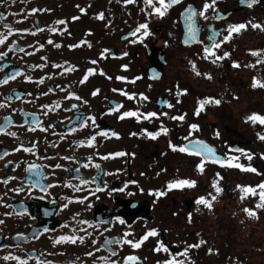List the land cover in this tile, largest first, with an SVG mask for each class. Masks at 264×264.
<instances>
[{
  "label": "flooded vegetation",
  "instance_id": "af4514ba",
  "mask_svg": "<svg viewBox=\"0 0 264 264\" xmlns=\"http://www.w3.org/2000/svg\"><path fill=\"white\" fill-rule=\"evenodd\" d=\"M49 1L0 0V36H7L10 30L13 32L5 44L0 45V51L7 53L5 57H0V66H3L0 67V79L15 70L32 77L31 82L25 81L21 76L7 85H0V101L12 96L11 101H7L9 107L0 108V123L4 122L5 117H11L13 123L6 131L17 133L16 137L0 133V220L4 221L0 224V264H108L113 258L111 249L117 251L116 259L134 254L139 258L134 264H157L158 260L168 256L164 252L152 250L157 239L172 253L182 252L187 244L205 240L206 243L200 248L189 250L186 264H252L253 255L263 258L264 261V209L255 208L259 200L258 194H249L241 199L242 193L236 187L255 186L264 181V159L260 158V152L255 153L249 149H254V126H264L245 121L247 115L255 113V91L253 95L251 83L257 65L255 59H259L260 55L251 54L250 50H255L254 42L240 41L239 35L234 33L232 39L222 44V51H228L229 58L215 64L202 59L201 44L194 42L186 46L182 41L179 10L186 2H193L199 10L203 0H186L185 3L169 9L162 18L147 15L131 17L125 10H120L113 24L104 23L96 38L84 44L81 50H76L77 48L68 47L71 45L70 38L78 34L83 25L72 26L70 11L51 6L55 3ZM224 1L227 0H217L216 8L221 11L213 13L210 10L207 21L199 16L195 17L199 30L198 40L210 44L212 41L208 38L215 31L220 33L215 40L220 41L226 34L229 23H244L250 18L252 9L246 8L222 18L226 9L237 5V0L231 4ZM260 7L264 10V2ZM33 8L45 11L31 13ZM72 13L78 14L79 10H72ZM217 15L221 18L215 19L214 16ZM57 20H65L66 25L57 24ZM90 20L93 21L94 18ZM145 21L148 22L152 34L144 38L143 43H130L135 38L128 36V33L137 24ZM87 26L93 28V25ZM51 27L58 31L49 32ZM25 28L29 31H18ZM37 28L43 31L36 32ZM61 29L66 30L62 32ZM33 32L36 33L35 36L31 34ZM80 37L83 38L84 35ZM48 39L59 43L61 47L48 45ZM41 43L45 45L42 49L39 48ZM20 48L24 52H20ZM104 49H109L111 55L105 53V57L101 58L99 54ZM222 51L218 54H222ZM258 51L261 52L260 49ZM28 52L33 54L26 55ZM124 52H127V56L122 55ZM41 57L46 59L41 60ZM93 59L98 61L96 65L90 63ZM233 60L240 63L241 67L233 68ZM189 61H193L196 71L208 73L212 79L196 75ZM40 63L45 67H31ZM52 64L61 67L57 69ZM122 65H127V69L122 68ZM244 65L249 66L243 70ZM70 66H75L76 70L65 73L64 68ZM88 67L94 68L95 73L81 85L78 81ZM149 68H152L151 72ZM101 70L106 75H100ZM244 72L247 77L245 83ZM41 76L45 78L43 84L39 83ZM48 76L52 79H48ZM116 76L127 79L119 81L115 79ZM136 77L140 78L135 79ZM57 84L65 92L72 90L89 103L85 105L74 99L64 100L65 92H61L56 87ZM175 85L187 89L186 94L177 97ZM49 87L55 90L47 97L41 96L36 102H28L32 98L26 93L39 96L41 91L46 92ZM113 88L136 93L137 97L128 100L120 92H113ZM95 89L100 92L93 97L91 92ZM169 89L173 91L170 93ZM259 92L264 93V90ZM16 93L21 95L20 100L15 99ZM139 93H144L149 99L141 101ZM209 97L221 99L222 102L219 105L205 104L200 114L195 115L199 101ZM177 100L180 102L177 103ZM57 101L61 108L49 111L44 116L43 113L48 109L41 108L40 105L50 104L54 107ZM163 101L171 103L173 107L168 108ZM260 102L263 103L261 100ZM72 103H76L77 107L72 108ZM116 104L123 105L121 111L137 108L141 113L155 111L158 118L141 119L139 122L135 117L118 119L117 113L107 114L109 107ZM229 105L240 109L232 111L227 108ZM261 107L264 108L262 104ZM13 108L16 111L13 112ZM32 112L36 113L45 127L52 124L54 128L48 132H41L39 129L36 132L30 131V127H35L31 123L32 116L28 115ZM160 113L168 115H159ZM172 115H185V121L169 119ZM87 116L95 117L97 126L79 128L82 118ZM208 117L214 121H208ZM161 122L169 129L167 135L161 134L152 139L142 132L143 129L158 131ZM191 123L198 124L200 130L194 132L193 137H189L190 140L194 137L207 140L223 157L231 149V155L240 157L239 163L251 164L261 174L235 167H221L214 163H206L204 171H198L195 166L200 157L172 151L168 147L170 140L176 145H187V141L181 138L187 135L188 125ZM21 124L24 126L19 127ZM73 127L78 130L70 132ZM100 130L107 131L108 136H97L95 144L88 147L87 138ZM53 131L64 135L65 139L60 140L59 135H52ZM216 131L220 133L219 138L214 135ZM112 132L118 135L112 136ZM21 143L26 147H30L32 143L38 146L32 153L12 151ZM53 144L55 147H52ZM238 148L255 154L253 159L249 161L236 152L235 149ZM5 152L9 154L4 156ZM113 153L124 155H109ZM64 156L71 159L60 158ZM44 157L56 159L49 160ZM8 161L12 163L9 164ZM33 163L38 167L31 172L26 171ZM55 163H61L63 167H51ZM37 172L40 173L39 176L36 175ZM216 173L220 175L217 176ZM10 176L15 179L9 180L5 185L3 180ZM183 178L196 181L195 186L172 189L166 191L162 197L149 194L150 190H165L170 180ZM37 180L39 185L53 186L47 192L41 191L40 186H37L32 189L31 194L27 191L17 194L11 190L17 186L27 189ZM81 180L87 183L82 184ZM130 180L137 181V184H128L123 192L119 191ZM213 180L222 189L219 194L211 187ZM69 183L83 191H73L66 186ZM97 188L101 191H97ZM112 189L116 191L109 195ZM90 192L94 195H89ZM128 192L133 195L129 196ZM209 192L217 196L216 200L211 201V209L195 203V199L201 195L210 199L207 195ZM84 196H88V199L80 203ZM65 204L67 207H64ZM244 207L255 209L257 216H247L242 211ZM6 212L11 215H4ZM189 213L192 214L190 223ZM117 216L125 219L127 223L119 224L115 220ZM100 221L105 223L97 228L96 224ZM129 224L136 238L148 228H156L158 236L150 237L139 249L119 244L101 247L105 239H121L123 233L129 230ZM45 228L49 231L45 232ZM62 235H83L85 242L53 244ZM92 240L96 241L95 245H92ZM254 240L263 243L255 244ZM209 248L213 249L211 253ZM89 251L93 253L91 257L85 255ZM5 256L19 257V260H5Z\"/></svg>",
  "mask_w": 264,
  "mask_h": 264
},
{
  "label": "snow or ice",
  "instance_id": "6c2138e0",
  "mask_svg": "<svg viewBox=\"0 0 264 264\" xmlns=\"http://www.w3.org/2000/svg\"><path fill=\"white\" fill-rule=\"evenodd\" d=\"M117 2H122L125 5L128 4H135L137 2V0H117ZM240 2L243 3H247L248 7H252V5L256 2H258V0H240ZM181 0H143V4L145 6H147L150 11L145 12L144 8H141V12H144L145 15L152 17V16H156V17H164L169 8H171L173 5H177L180 4ZM216 7H217V0H203V4L202 7L197 10L195 9L193 6L189 5L187 8L184 9V13H182V15H185V20L187 23V33H186V38L184 40L185 44H188L192 41H195L196 43H199L202 45V59L204 60H210L213 64L219 62V61H223L226 58L230 57V53L228 51H222V44L228 42L230 39H232L233 34H239L241 32V30H245L246 28H248L249 26L252 29H260V30H264V25L260 24L259 22H253V21H248L246 23H236V24H232L229 23L226 27V34H224L222 36V40L220 41H216L215 37L217 35H220V33L213 31L212 35L208 38L209 40H211L212 42L210 44L205 43L204 41H200V40H196V33L198 31V28L196 27V21L194 19V17L199 16L200 18H202L203 20L207 21L209 19V16L207 15V13L211 10L213 13L216 12ZM77 8L79 10L80 13H85L86 12V8L84 7H80L79 5H77ZM38 11H45L44 9H37V8H33L31 9V13H36ZM97 19L103 21L105 20V14L103 12H100L97 14L96 16ZM215 19H220V16H214ZM79 17L78 16H73L71 17L72 21H76L78 20ZM57 24L60 25H66V21L65 20H57L56 21ZM110 23V22H109ZM5 27H8L7 25H5ZM105 27H107V25H105ZM66 29H61L60 31L64 32ZM18 31H24V32H28L29 30L27 28L23 29V30H18ZM43 29L41 28H37L36 32H42ZM49 32H57L58 29L51 27L48 29ZM33 36H35V32L31 33ZM70 35V33H67ZM152 33L150 32L149 29V24L147 21L145 22H141L139 24H137V26L135 27L134 30L130 31L128 33V36L130 37H134L135 39L130 41V43H136V42H140L143 43L144 38L150 36ZM13 35V32L10 30L7 36H0V45L5 44V42L8 40V37ZM128 37H123V39H127ZM87 41H80L77 44H71L68 47L69 48H77L79 47L81 44H86ZM47 44L48 45H53L56 48H60L61 45L59 43H54V41L52 39H48L47 40ZM89 47H91V45H88ZM8 47H11V45H8ZM45 45L43 43L39 44V48H44ZM20 52H24L23 48L19 49ZM222 51V54H218L219 52ZM251 54L253 56H259L262 53L259 51H255V50H250ZM105 53H108L109 55H111V51L109 49H104L102 52H100V57L104 58L105 57ZM26 55H32L33 53L28 52L25 53ZM7 55L6 52L4 51H0V57H5ZM123 56H127V52L122 53ZM41 60H45V57H41ZM67 63V62H65ZM90 63L92 65H96L98 63V61L96 59H93L90 61ZM257 64L262 63L261 60H257L256 61ZM189 64L192 65L193 67V71H196V66L193 63V61H189ZM54 68L59 69L61 67V65L58 64H52L51 65ZM245 67H248L249 65H244ZM254 66V65H253ZM3 67V66H0ZM31 67L33 68H44L45 65L43 63L40 64H36V65H32ZM232 67L233 68H240L241 64L238 63L237 61L233 60L232 61ZM122 68L127 69V65H122ZM76 68L75 66H70V67H66L64 68V72H73L75 71ZM95 73V69L92 67H88L87 70L83 73L82 78L78 81L79 84L83 85L85 84L88 80L89 77L91 75H93ZM100 75H106V73L103 72V70L100 71ZM196 75L200 76V75H204L207 79L211 80L212 76L208 73H201L199 71H196ZM23 77V79L25 81L31 82L32 81V77L28 76V75H23L22 71L20 70H15L12 73L8 74L7 76H5L3 79H0V85H7L10 81H14L17 79V77ZM109 79H112L111 76H108ZM140 77H136L135 79H139ZM48 79H52L51 76H48ZM116 80L119 81H125L127 78L124 76H116L115 77ZM45 82V78L43 76H41L39 78V83L43 84ZM133 83L135 82L134 80L132 81ZM57 88L60 89L61 92H65L64 88H61L59 84L56 85ZM251 87L252 88H257V87H262L264 88V83H262L261 81H259L255 76L252 78V83H251ZM175 95L177 97L186 94L187 89H181V87L179 85H175ZM55 89L49 87L47 89V91H41L39 93V96H33V93L28 92L26 93V95L28 97H31L32 99L29 100L28 102H36L39 100V97H47L49 93L53 92ZM113 92H120L121 95L125 96L128 100H133L137 97L136 93H129L127 91H124L123 89H117V88H113L112 89ZM173 91V89H169V92L171 93ZM100 90L99 89H95L91 92V95L93 97L97 96L99 94ZM139 99L141 101H147L149 99V97L147 95H145L144 93H139ZM12 96H7L5 98L4 101H0V108H7L9 107V104L7 103V101H11ZM15 99L20 100L21 99V95L16 93L15 94ZM64 100H71L74 99L77 102H81L85 105H87L89 103V101L87 99H85L84 97L77 95L74 91L69 90L67 92H65V95L63 97ZM168 108H172L173 105L167 101H163ZM180 101L177 100V103H179ZM222 100L221 99H213L211 97L209 98H205L201 101H199V104L195 110V115H199L200 112L203 110V107L205 104H209V103H214L216 105L221 104ZM41 108L44 109H48V111H45L43 113L44 116H47L49 114V111H55V109L61 108V104L60 102H55L54 107L50 104H41L40 105ZM72 108H76L77 104L76 103H72L71 105ZM123 108L122 104H116L114 107L110 106L108 109L107 114H112V113H117V118L118 119H125L128 117H135L136 120L139 122L141 119H145V120H150L153 117L158 118V113L155 111H149L147 113H141L139 111V109L137 108L136 110H127V111H121V109ZM12 111H16V109H12ZM28 115L32 116V121L31 123L35 125V127H30L29 130L32 132H36L37 129H39L41 132H48L49 129H53L54 125L52 124H48L46 127L41 123V121L37 118L36 113L32 112V113H28ZM159 115H168L167 113H160ZM169 119L174 120V121H185V115H172L169 116ZM245 121L249 122L251 124H259L264 126V115L258 114V113H252L250 115H247L245 117ZM13 121L11 119V117H5L4 118V122L0 123V133H4L6 135H10L12 137H16L17 133L15 131H6V129L8 128V126L10 124H12ZM25 123H28L27 121H25ZM62 123V122H61ZM89 125H91L92 127H96V118L93 116H87V117H83L82 118V122L79 124V128H87ZM24 125L21 124L19 125V127H23ZM78 129L76 127H73L70 129V132H76ZM200 130L199 125L196 123H191L188 125V133L187 135L183 136L181 139L184 141H187V145L181 144V145H176L174 144L171 140L168 142V147L172 150V151H179L180 153H187L189 155H194L197 157H200L201 159L199 160V162L196 164V169L200 172L204 171V167L206 163H214V164H219L221 167H235L238 168L242 171H248V172H252V173H256L257 175H260L261 173H259L258 169L253 167L251 164L249 165H244L239 163V156H234L231 155V149L229 150V153H226L224 155V157H221L220 155H217L216 150L212 147L209 146L205 141L200 140L199 138H193V139H189V137H193V133L194 132H198ZM142 132L146 133L147 136H149L152 139H156L157 136L161 135V134H165L167 135L169 132V129L167 127H165L163 125V122H161V125L158 129V131L155 132H151L148 131L147 129H143ZM52 135H59V139L60 140H64L65 136L64 135H60L58 133H56L55 131L52 132ZM112 136H117L118 134L115 132L111 133ZM133 135H135V133H133ZM214 135L219 138L220 133L219 131H216L214 133ZM97 136H104L107 137L108 136V132L105 130H100L92 135H90L87 138V145L88 147H92L95 142H96V137ZM257 139H259L260 141L264 142V131H258L256 133ZM81 143H84V141H81ZM37 144L36 143H32V145L30 147H26L24 146V144H20L17 147L13 148L12 151L14 152H18L23 150L24 152H29L32 153L33 150L35 148H37ZM52 147H55V145L53 144ZM236 152L241 153L242 155L245 156V158L249 161H251L253 159V153H250L248 150L245 149H235ZM9 153L5 152L3 153L4 156H7ZM109 155H116V156H121L124 155L123 153H113V154H109ZM261 159H264V153L259 154ZM61 159H71V157L68 156H64V157H60ZM107 158V157H104ZM44 159H49V160H54L56 159V157H44ZM8 163H12V161H8ZM38 167V165L36 164H30L28 166V168L26 169V171H34L36 168ZM51 167L56 168V169H60L63 167V165L61 163H55L53 165H51ZM98 167V165H97ZM53 175L55 173H52ZM37 176L40 175L39 172L36 173ZM106 175H111L110 173H106ZM143 175V174H142ZM159 175V173H158ZM217 176H219V173H216ZM15 177H7L6 179L3 180V183L5 185L8 184L9 180H14ZM82 184H86L87 181L85 180H81L80 181ZM128 184H137V181L135 180H130L128 181L123 188H120L119 191L123 192L125 190V188H127ZM196 184V181L191 180V179H187V178H183V179H173L168 181L167 183V188L165 190H155V191H151L149 192L150 195H154L156 197H162L166 194V191L172 190V189H183V188H192L194 187ZM40 186L41 191L43 192H47L48 188L52 187L53 185L49 184L47 185V187L43 186V185H39V181H35L33 183H31L29 185V187L27 189H25L24 187L21 186H17L14 189H11L12 191H14L15 193L19 194L22 192L27 191V193L31 194L32 189ZM66 186L71 187L73 189V191H83V189H80L79 187L72 185V184H67ZM105 187H107V185H105ZM211 187L215 190L216 194H219L222 189L221 187L218 185L216 180L212 181V185ZM238 189H240V192L242 193L241 195V199H245L249 194H251L252 196H256L258 194L259 196V200L255 205L256 209H264V181H261L259 184H256L255 186H241V185H237L236 186ZM141 191H143V189H140ZM259 190V191H257ZM97 191H101V189L97 188ZM112 191H116V189H112L109 192V195H111ZM129 196L133 195L132 192H128L127 193ZM5 195H7V193H5ZM89 195H94V193H89ZM209 198H206V196L201 195L199 197H197L195 199V203L197 205H204L207 208L211 209L212 208V203L211 201L216 200L217 196L214 195L213 193L209 192L208 194ZM88 199V196H84L83 198L80 199V203H84L86 200ZM155 202V201H154ZM0 203H2V201H0ZM6 207H8L9 205H5ZM64 207H67V204L64 205ZM26 211V210H25ZM242 211L249 217H256L257 216V212L255 211V209L249 208V207H244L242 209ZM48 213L46 212L45 215H47ZM4 215H11V213H4ZM191 213L188 214V221L189 223L191 222ZM115 220L118 221L119 224L124 225L127 223V221L123 218H121L120 216L115 217ZM82 223H86L85 221H81ZM4 221L0 220V224H3ZM104 221H100L99 223L96 224V227L99 228L101 227L102 224H104ZM129 230L125 231L123 233V236L121 237V239L119 240H108L105 239L103 240V243L101 245V247H105L111 244H119V245H129L132 249H139L142 244L147 241L150 237H157L158 236V232L156 228H148L142 235H139L138 238H136V236L133 235V232L131 230L132 226L129 224L128 225ZM45 232H48L49 229L45 228L44 229ZM88 235H91L90 233ZM199 235V234H197ZM61 242H69L72 244H75L77 242L83 244L85 242V237L83 235L76 237V236H68V235H62L59 236L58 238H56L53 241V244H58ZM92 245L96 244L95 240L91 241ZM206 243L205 240L201 239L199 241V243H193V244H187L182 252L179 253H172L170 252L169 248L159 239L156 240L155 242V247L152 249L155 252H164L166 254H168L167 258H164L162 260H158L157 264H186V258L189 256V250L192 248H200L202 245H204ZM97 251H99V249H96ZM111 257H113L110 261H108V264H134L135 261H137L139 258L134 255V254H129L123 257H120L119 259H116L117 257V251L115 249H111ZM209 253H211L213 251V249L209 248L208 249ZM85 255L91 257L93 255V253L91 251L86 252ZM180 257V258H177ZM3 259L5 260H9V259H16L19 260V257H11V256H5L3 257ZM21 264H23V262H21Z\"/></svg>",
  "mask_w": 264,
  "mask_h": 264
},
{
  "label": "rangeland",
  "instance_id": "374dc122",
  "mask_svg": "<svg viewBox=\"0 0 264 264\" xmlns=\"http://www.w3.org/2000/svg\"><path fill=\"white\" fill-rule=\"evenodd\" d=\"M55 1L56 0H54V2ZM58 2H61V1H58ZM105 4L107 5V10L106 11H103V13L105 14V20H103L101 22L91 21L90 19H92L93 16H95L98 13L102 12V8H103V6ZM77 5H79L80 7L86 8L85 14H88V16H86V19L90 21V22H87L86 20H84L83 21V26L80 27L81 28L80 31L83 33V31L85 29H90L87 26L88 24L89 25H93V28L90 29V30H91L92 33L94 32L95 37H93V35H92L91 38H96L97 35L99 33H101L100 28H101V26L104 23H106V24H113L114 19L117 18L118 11L124 10L122 8L124 6V5H122V2L120 4V2L119 3L117 2V0H65L63 2V4L61 5V7L68 8V9H76L77 8ZM126 9H127V11H130V12H128V14L130 16H133L138 11V8L134 4L126 5ZM254 10L257 11L256 10V7H255ZM82 33H78V35H81ZM75 38L76 37H73L72 40H74ZM259 40L264 41V39H261L259 36H256L255 35V38H254L252 35H250L246 39L244 38L241 41H243V42H246V41L258 42ZM246 68L247 67L243 68V70L246 69ZM261 70H264V65L261 66ZM243 74H244V76H243V82L245 83L246 80H247L246 72H244ZM244 89L246 90V88H244ZM260 96H262V97L259 98ZM260 100L263 102V105H264V93L263 92H259L258 95L254 96L253 104L254 103L257 104L258 102H260ZM227 108H229L232 111H236L237 109H240V108H235V106H233V108H232L231 105H229ZM241 108H243V105L241 106ZM244 109H245V106H244ZM207 120L210 121V122H213L214 121L210 117H208ZM254 242H255V244H262L263 243V241H259V240H254ZM254 262L256 264H263L262 261L261 260H258V259H255Z\"/></svg>",
  "mask_w": 264,
  "mask_h": 264
},
{
  "label": "water",
  "instance_id": "95a60500",
  "mask_svg": "<svg viewBox=\"0 0 264 264\" xmlns=\"http://www.w3.org/2000/svg\"><path fill=\"white\" fill-rule=\"evenodd\" d=\"M184 13V12H183ZM182 20H183V17H182ZM183 23H184V28H185V32L187 33V23L186 22H184V20H183ZM186 33H185V36H186Z\"/></svg>",
  "mask_w": 264,
  "mask_h": 264
}]
</instances>
